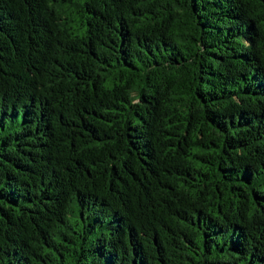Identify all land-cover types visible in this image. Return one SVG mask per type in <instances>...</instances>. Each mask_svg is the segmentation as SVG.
<instances>
[{
  "label": "trees",
  "instance_id": "obj_1",
  "mask_svg": "<svg viewBox=\"0 0 264 264\" xmlns=\"http://www.w3.org/2000/svg\"><path fill=\"white\" fill-rule=\"evenodd\" d=\"M0 264H264V0H0Z\"/></svg>",
  "mask_w": 264,
  "mask_h": 264
}]
</instances>
